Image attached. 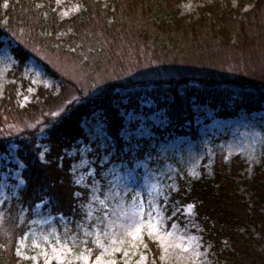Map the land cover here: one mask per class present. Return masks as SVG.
<instances>
[{"label":"rangeland","instance_id":"1","mask_svg":"<svg viewBox=\"0 0 264 264\" xmlns=\"http://www.w3.org/2000/svg\"><path fill=\"white\" fill-rule=\"evenodd\" d=\"M203 1L186 0L181 13H194ZM92 2L112 5L113 0ZM52 4L60 20L73 18L80 10L75 2L54 0ZM113 15L123 28L116 32L117 40L111 43L103 31H92L76 40L79 55L54 49L43 57V62L69 82V88L87 91L82 98L95 95L105 81L116 77L196 75L238 80L240 74L254 70L221 59L198 63L171 61L172 56L155 61L154 56L146 55L152 52V45L143 44L149 45L144 37L154 36L155 29L143 31L147 26L142 9L132 0H123ZM16 46L14 38L0 37V105L12 86L16 110L4 122V133L18 136L23 132L27 134L23 136L33 137L36 132L38 141L44 123L62 116L67 102L46 108L45 114L21 112L40 99L39 89L58 94L60 82L47 75L33 56L18 66L10 53ZM143 106L137 114L123 110L118 114L114 131L125 143L121 152L129 153L127 160L115 158L104 130L106 121L100 115L81 120L80 139L54 146L53 153L47 154L50 158L45 156L46 146L37 142L41 149L38 163L53 160L55 153H59L58 167L62 155L70 160L68 179L74 187L72 196L78 200L76 219L56 215L45 208L47 201H20L24 167L16 157L17 146L6 143L5 152L0 151V244L13 251L18 264H216L202 238L193 205L171 206L170 199L178 192L179 179L196 180L202 170L210 175L215 160L228 163L239 158L244 163V177H251L264 162V112L239 111L234 117L219 118L205 110L201 115L206 119L194 113L183 120L179 131H165L163 112L149 101ZM136 146L143 151L134 152ZM148 242L157 247V259L151 256Z\"/></svg>","mask_w":264,"mask_h":264},{"label":"trees","instance_id":"2","mask_svg":"<svg viewBox=\"0 0 264 264\" xmlns=\"http://www.w3.org/2000/svg\"><path fill=\"white\" fill-rule=\"evenodd\" d=\"M53 1L0 0V37L7 35L15 39L17 46L10 53L18 66L33 56L47 75L60 82L58 94L39 89L40 99L21 112L45 114L49 110L46 108L67 102L62 116L44 123L40 132L43 137L38 141L36 132L33 137H25L27 134L23 132L18 136L4 133V122L16 111L12 105V86L4 104L0 105V151L5 152L9 141L14 143L16 157L24 165L21 202L47 201L45 208L49 207L56 215L76 219L78 200L72 196L74 187L68 179L70 160L62 155L58 167L59 153H55L51 156L53 160L38 163L36 157L41 149L36 145L39 142L48 148L47 157L53 153L54 146H65L80 138L79 123L95 112L106 121V136L118 160L129 157V153L121 152L125 144L114 131L120 118L118 114L122 110H143L140 102L146 100L163 112L168 123L165 131H179L183 120L194 113L206 119L201 115L205 110L219 118L234 117L239 111L264 112V0H204L194 13L184 15L180 8L186 0H132L142 9L147 26L143 31L156 30L154 36L144 37L149 45L143 43L146 47L152 45V52L146 55L154 56L155 61L164 62L172 56L171 61L198 63L221 59L254 70L249 75L240 74L238 80L196 75L151 79L131 75L116 77L105 81L95 95L87 98H82V93L87 91L69 88V82L43 62V57L54 49L79 55L76 40H83L92 31H103L112 39L111 43L117 40V33L123 28L113 14L119 12L123 0H113L112 5L94 0H64L80 5L78 14L68 20L59 19ZM142 151L141 147L134 149V152ZM244 168L239 158L234 157L228 163L215 160L210 175L202 170L196 180L179 179L178 192L170 199L171 206L193 205L202 238L209 245L216 264H264V162L255 167L249 178L244 177ZM147 246L151 256L157 259V247L151 242ZM13 254L0 244V264H18Z\"/></svg>","mask_w":264,"mask_h":264}]
</instances>
